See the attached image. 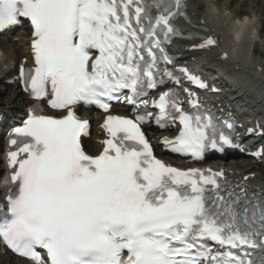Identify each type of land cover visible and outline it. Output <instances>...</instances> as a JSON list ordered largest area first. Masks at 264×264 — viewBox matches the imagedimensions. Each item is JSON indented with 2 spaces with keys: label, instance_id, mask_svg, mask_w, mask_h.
<instances>
[{
  "label": "snow or ice",
  "instance_id": "obj_1",
  "mask_svg": "<svg viewBox=\"0 0 264 264\" xmlns=\"http://www.w3.org/2000/svg\"><path fill=\"white\" fill-rule=\"evenodd\" d=\"M182 6V0H0V29L24 18L33 28L36 67L20 69L25 90L35 99L51 95L52 108L67 110L63 118L30 114L11 140L15 187L0 239L31 264H254L250 250L264 251V199L232 191L225 197L221 173L184 172L156 159L139 127L143 116L137 122L108 116L103 152L91 156L82 148L88 122L73 106L108 111L106 101L128 90L135 102L163 82L158 75L179 83L158 61L172 63L162 43L176 34L171 21ZM153 107L161 127L177 119L182 125L175 140L163 141L173 152L199 159L208 146L232 145L210 115L184 113L167 94Z\"/></svg>",
  "mask_w": 264,
  "mask_h": 264
},
{
  "label": "bare ground",
  "instance_id": "obj_2",
  "mask_svg": "<svg viewBox=\"0 0 264 264\" xmlns=\"http://www.w3.org/2000/svg\"><path fill=\"white\" fill-rule=\"evenodd\" d=\"M233 1L188 0L190 21L184 26V29L215 37L217 45L210 49L201 48L196 53L186 52V47H201L202 44L198 45L193 42L190 44L178 43L176 44V49L181 50L189 58L203 57L210 68L223 73L230 79V82L236 83V87L238 85L242 87L243 83L251 84L253 87L251 92L245 90L237 97L236 100L240 101L242 98L253 97L255 95L253 92L261 89L260 87L264 88V65L255 59L257 43L259 40H263L264 37L262 36V25L256 22L255 15H246L247 19L245 21L241 20L240 16H242V12L231 10ZM242 3V5H245L246 0H243ZM253 4L256 6H264V0H254ZM29 35L30 33L26 29H22L20 36L17 38L11 40L2 39L3 41L0 39V50L2 51V56L0 57V77H2V85H0V105H3L0 111L6 110L8 115H13L16 119L22 114L26 115L28 107L33 105L34 102L29 101L17 85H4L3 82L6 78L16 74L22 58H28L30 46ZM260 56L262 55L260 54ZM13 64H16L15 70H10ZM6 67L8 69L10 68V71H7L8 69ZM263 88V93L260 94V97L263 99L258 102V107H256L259 112L262 109L264 110ZM2 95H4L3 98ZM118 110L122 109L118 108ZM83 115L90 117L88 112H85ZM93 121L92 136L85 144L90 152L98 154L102 149L100 142L105 140L107 135L99 128L102 119L94 117ZM150 131L152 132V130ZM151 132L149 135L155 145L156 152L158 156L163 157L159 146L160 138H157ZM262 143H264V139ZM0 149V153L4 152L9 154L5 144L0 143ZM6 154L0 156V164H2V167H0L1 177L5 170L10 174L13 172L6 166ZM244 161H228L227 163L209 162L205 165L212 171L224 175L229 183L245 182L246 184L249 183L251 186L260 187L264 190V180L255 172H248L247 165L243 164ZM182 166L186 167L184 164ZM245 177H248L247 181H244ZM1 182L2 179L0 178ZM7 191L8 188L0 184V197H4ZM0 264L27 263L13 258L8 254L4 255L0 249Z\"/></svg>",
  "mask_w": 264,
  "mask_h": 264
},
{
  "label": "rangeland",
  "instance_id": "obj_3",
  "mask_svg": "<svg viewBox=\"0 0 264 264\" xmlns=\"http://www.w3.org/2000/svg\"><path fill=\"white\" fill-rule=\"evenodd\" d=\"M227 1L228 0H223V2H227ZM242 1L243 0H234L233 4H232V7H231V10H233V11H241L242 12V16H246V15L250 16L251 14H254L255 18L257 20V23L258 24L260 23V25H262V28H263L262 36L264 37V6H256V5H254L253 4L254 0H246V4L242 5L243 4ZM260 54L262 56H260ZM258 56L262 59L261 62L264 63V39L263 40H259V42L257 43V46H256V57H255V59L257 61H260L257 58ZM3 97H4V95H2V98ZM0 107H3V105H0ZM243 164H245V162ZM245 165H247V164H245ZM0 167H2V166L0 165ZM257 172H260V173H258V176L261 179L264 180V173H262V171H259V170ZM253 175H255V173H253ZM0 178H1V174H0Z\"/></svg>",
  "mask_w": 264,
  "mask_h": 264
}]
</instances>
